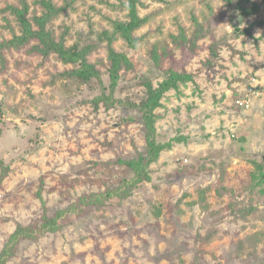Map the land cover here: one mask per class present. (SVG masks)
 <instances>
[{
  "label": "rangeland",
  "instance_id": "374dc122",
  "mask_svg": "<svg viewBox=\"0 0 264 264\" xmlns=\"http://www.w3.org/2000/svg\"><path fill=\"white\" fill-rule=\"evenodd\" d=\"M40 0H0V41L20 34L11 8ZM62 9L49 29L67 47L90 49L103 85H80L57 55L7 52L0 58V252L18 225H40L82 196L129 177L120 161L146 155L139 105L175 66L194 80L167 92L156 110L158 140L171 143L152 164L151 182L121 204L87 209L55 233L23 241L7 264H264V0H138L143 26L131 48L116 22L128 0H51ZM184 32L196 51L176 50L163 69L150 52ZM132 58L108 107L109 40ZM256 79L258 84H251ZM254 86V87H252ZM260 93L250 110L235 101ZM2 168L0 167V175Z\"/></svg>",
  "mask_w": 264,
  "mask_h": 264
},
{
  "label": "trees",
  "instance_id": "16d2710c",
  "mask_svg": "<svg viewBox=\"0 0 264 264\" xmlns=\"http://www.w3.org/2000/svg\"><path fill=\"white\" fill-rule=\"evenodd\" d=\"M248 1V0H244ZM138 0H128L125 8L129 12V22L114 24V36L119 35L128 43L131 48H136L137 39L134 34L144 24V19L139 17L137 9ZM39 5L43 9L41 15L30 16L29 6L24 3L22 8H11V13L15 16L20 34L15 35L10 40L0 41V58L7 52H26L32 56L49 57L57 55L65 64L71 65L73 68L63 75L67 79L72 80L80 85H91L97 82L103 85L101 71L96 64L89 61L90 49L85 47L78 49L76 47H67L63 38L57 40L49 26L55 18H57L62 9L57 8L51 0H40ZM108 60L110 85L108 89L110 94L107 95L106 88L103 87V94L96 99L98 102H105L108 107L116 105H126L125 101L115 98V93L120 84L123 72H128L134 68L132 58L125 54L117 52L111 45L113 38H109ZM196 40L190 41L184 32L179 35L171 36V42H161L153 46L150 56L154 66L163 69L166 60L173 61L174 52L176 50L190 49L191 53L196 51ZM166 77L159 83L158 87H154L149 79H145L142 84L146 88V95L139 105H135L141 112L145 138L147 142L146 155H141L137 159L128 161H120L129 171V177H124L120 185L113 189H108L104 193H93L91 195L82 196L77 202L73 203L66 209L58 211L52 217H44L40 225L23 226L18 225L15 232L5 248L0 252V264L7 262L14 257L18 246L25 240L37 239V234L55 233L61 227L62 223L68 218L81 216L86 213L85 208L103 207L115 203L121 204L128 199L133 190L144 182H151L150 167L156 163L164 150L172 149L171 143H161L158 140V131L156 127L157 114L156 110L161 106L163 96L174 89H178L180 85H185L194 80L192 74L181 71L175 66H169L165 70ZM0 167L2 168L0 181L4 180L9 173L3 160L0 159ZM261 180L264 182V171L259 172Z\"/></svg>",
  "mask_w": 264,
  "mask_h": 264
},
{
  "label": "built area",
  "instance_id": "2783aa9c",
  "mask_svg": "<svg viewBox=\"0 0 264 264\" xmlns=\"http://www.w3.org/2000/svg\"><path fill=\"white\" fill-rule=\"evenodd\" d=\"M251 84H258V81L256 79H252ZM260 95H261L260 93H256V89H251L250 93L246 95L244 98L237 99L235 101V105L244 111H248L252 108L255 98Z\"/></svg>",
  "mask_w": 264,
  "mask_h": 264
}]
</instances>
